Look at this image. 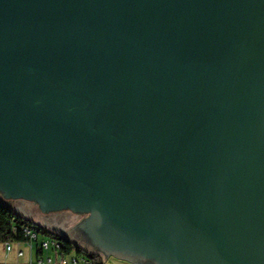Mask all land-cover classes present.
Instances as JSON below:
<instances>
[{
    "label": "water",
    "instance_id": "obj_1",
    "mask_svg": "<svg viewBox=\"0 0 264 264\" xmlns=\"http://www.w3.org/2000/svg\"><path fill=\"white\" fill-rule=\"evenodd\" d=\"M173 186L149 226L137 203ZM87 188L180 264H264V0H0L2 197L85 210ZM87 226L67 236L96 251Z\"/></svg>",
    "mask_w": 264,
    "mask_h": 264
},
{
    "label": "flooded vegetation",
    "instance_id": "obj_2",
    "mask_svg": "<svg viewBox=\"0 0 264 264\" xmlns=\"http://www.w3.org/2000/svg\"><path fill=\"white\" fill-rule=\"evenodd\" d=\"M48 81L51 82L54 87L60 92H63L62 87L58 86L56 83L49 79ZM72 94L78 98L77 100H75L76 105H74L73 107L83 110L81 111V113H93L94 118L98 123H94L93 127L97 128L98 125L101 126L100 124L103 123L105 117L108 116L107 110H103L101 106L91 103L87 97L81 94L75 92H73ZM111 131H113V135L117 133L118 130L115 129V124L111 125ZM174 184L176 185V183ZM83 190L85 191L83 192V197L81 198V200L82 205L85 206V208H83L85 210H82V208H80L81 210H70H72L76 214H79V219L83 220L88 225L87 228L91 231V233H93V236L91 238L88 237L86 240L97 252L101 253L102 255H114L119 258L128 260L134 264H180L169 246L165 244L164 241L162 242L160 239H157L152 235H145L142 233L130 231L112 222L100 207L98 197L95 196L94 192L89 188ZM164 193L165 194H163V197L161 198L162 201H160V199L158 198H142V201L137 203V207L144 212L146 211L145 207L147 206V204L149 206H153L151 219L148 217V221L150 222L149 226H152V224L155 223V225L153 226L162 228L165 231L166 223L168 222V220L166 218L161 220L160 214L157 212L154 206H167V197L170 195L178 197L179 200H181V198L180 193L175 190L174 186ZM132 219V221H136L138 218L136 217ZM161 222H163L164 224ZM179 222L180 224L188 222L185 214L181 213ZM200 233H198V235L196 236L201 237L199 236ZM191 258L193 259V262H186L187 264H201L202 260L201 258H199L197 252L193 251L191 253ZM205 262L206 261H203V264ZM205 264H213V262H207ZM224 264L232 263L225 261Z\"/></svg>",
    "mask_w": 264,
    "mask_h": 264
},
{
    "label": "built area",
    "instance_id": "obj_3",
    "mask_svg": "<svg viewBox=\"0 0 264 264\" xmlns=\"http://www.w3.org/2000/svg\"><path fill=\"white\" fill-rule=\"evenodd\" d=\"M8 234L4 241L0 242L6 252L12 251L15 247L25 244L30 249H34L36 245L35 258L30 259V263L34 264H106L102 258L95 259L92 255L85 252L65 253L62 249V243L56 237L43 233L40 230L29 226L18 224L15 220L8 222ZM20 238L12 240L9 237ZM17 249V255H22L23 251L20 247ZM49 251L52 255L47 254ZM37 252L41 253L38 255Z\"/></svg>",
    "mask_w": 264,
    "mask_h": 264
},
{
    "label": "rangeland",
    "instance_id": "obj_4",
    "mask_svg": "<svg viewBox=\"0 0 264 264\" xmlns=\"http://www.w3.org/2000/svg\"><path fill=\"white\" fill-rule=\"evenodd\" d=\"M0 202L8 206L22 219L32 221L42 229H46L50 232L66 237L69 240L71 239L67 236V232L83 221L79 219V214L74 213L68 208L59 207L51 210H42L36 201L25 197H2V193H0ZM83 249L88 254L98 255L105 261L106 264H134L114 255L105 256L97 251L87 250L85 248ZM35 250L36 245L34 244V251ZM47 254L52 255V252L49 251Z\"/></svg>",
    "mask_w": 264,
    "mask_h": 264
},
{
    "label": "trees",
    "instance_id": "obj_5",
    "mask_svg": "<svg viewBox=\"0 0 264 264\" xmlns=\"http://www.w3.org/2000/svg\"><path fill=\"white\" fill-rule=\"evenodd\" d=\"M9 220H15L18 222V224H23V225H29L32 226L38 230H40L43 233L52 235L59 239L62 243V249L65 253H72V252H85L87 253L82 247L76 245L73 241L69 240L66 237L60 236L58 234H55L53 232H50L46 229H42L41 227L37 226L35 223L32 221H28L25 219H22L18 214H16L13 210H11L8 206L0 202V242L4 241L6 238V235L9 233L8 232V227H9ZM12 240H18L20 238H15L13 236L9 237ZM92 258L95 259H100L98 255H92Z\"/></svg>",
    "mask_w": 264,
    "mask_h": 264
},
{
    "label": "crops",
    "instance_id": "obj_6",
    "mask_svg": "<svg viewBox=\"0 0 264 264\" xmlns=\"http://www.w3.org/2000/svg\"><path fill=\"white\" fill-rule=\"evenodd\" d=\"M1 245V251H0V264H34V263H30V259H34L35 258V254L36 252L34 251V249H30V247H28L25 244H21L20 246L15 247L14 250L6 252ZM20 247L23 251L22 255H17V249ZM38 255H41V253L37 252Z\"/></svg>",
    "mask_w": 264,
    "mask_h": 264
},
{
    "label": "bare ground",
    "instance_id": "obj_7",
    "mask_svg": "<svg viewBox=\"0 0 264 264\" xmlns=\"http://www.w3.org/2000/svg\"><path fill=\"white\" fill-rule=\"evenodd\" d=\"M90 255H92V254H90Z\"/></svg>",
    "mask_w": 264,
    "mask_h": 264
}]
</instances>
